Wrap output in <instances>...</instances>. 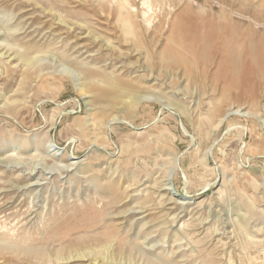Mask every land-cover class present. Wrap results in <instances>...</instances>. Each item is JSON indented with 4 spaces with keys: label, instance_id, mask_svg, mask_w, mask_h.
Instances as JSON below:
<instances>
[{
    "label": "rangeland",
    "instance_id": "374dc122",
    "mask_svg": "<svg viewBox=\"0 0 264 264\" xmlns=\"http://www.w3.org/2000/svg\"><path fill=\"white\" fill-rule=\"evenodd\" d=\"M144 2L0 0V264H264V0Z\"/></svg>",
    "mask_w": 264,
    "mask_h": 264
},
{
    "label": "bare ground",
    "instance_id": "6f19581e",
    "mask_svg": "<svg viewBox=\"0 0 264 264\" xmlns=\"http://www.w3.org/2000/svg\"><path fill=\"white\" fill-rule=\"evenodd\" d=\"M145 4L146 3H148V6H147V4H146V6L149 8V10L151 9V8H153L152 7V5L153 4H151L152 2H150V0H145V2H144ZM152 10V9H151ZM146 12V11H145ZM148 12V11H147ZM148 21H149V19H148ZM124 25L125 26H127V28H128V30H125V32H127V33H129V32H131V27H130V24L126 21V22H124ZM21 59L23 60V61H25L27 64H29V65H31L32 63H33V59L32 58H29V57H21ZM79 79V78H78ZM123 86H121V89H119L118 91H115L117 94H119V95H126L125 97H122L121 98V103L122 104H125V106H124V108L126 109V108H130L131 106L132 107H135L136 105H138L141 101H143V100H152V99H155V100H157V101H159V102H163L162 101V97H156V96H152V95H149V94H146V93H137V94H135L134 92H133V90H135V89H132L131 91H130V95H127V93H128V87H125V88H122ZM82 89V88H81ZM120 117V116H119ZM116 118V117H115ZM118 118V117H117ZM224 120V119H223ZM222 122V121H221ZM128 123V122H127ZM236 128H237V126H236ZM58 154L59 153H55L54 154V156L56 157V156H58ZM70 165H73L72 163H70ZM38 171V170H37ZM168 189V188H167ZM6 233V232H5ZM4 236H7L8 234L6 233V234H3ZM28 242H32V239L30 238V237H28L27 239H25L23 242H19V243H16L15 245H21V246H24V247H26L28 244ZM2 245V247H6L7 245L6 244H1ZM11 248H16L14 245H12L11 246ZM34 255H36V256H38L39 257V259H43V261H45L44 260V255L46 254V251L44 250V249H39V250H37V251H33L32 252ZM70 251L69 252H64V253H61V256L60 257H58V258H60V259H62V260H67V262H68V260L70 261V258H75V255H70ZM85 253H81V254H79L77 257H85V256H88L87 254L86 255H84ZM93 259H95V258H93Z\"/></svg>",
    "mask_w": 264,
    "mask_h": 264
}]
</instances>
